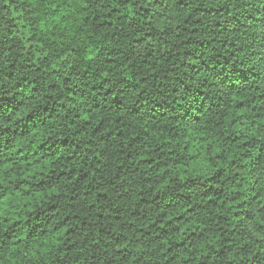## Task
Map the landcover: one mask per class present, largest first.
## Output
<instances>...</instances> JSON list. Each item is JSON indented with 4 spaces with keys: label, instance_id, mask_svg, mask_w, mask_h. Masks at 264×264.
<instances>
[{
    "label": "clouds",
    "instance_id": "1",
    "mask_svg": "<svg viewBox=\"0 0 264 264\" xmlns=\"http://www.w3.org/2000/svg\"><path fill=\"white\" fill-rule=\"evenodd\" d=\"M0 108V264H264V0H0Z\"/></svg>",
    "mask_w": 264,
    "mask_h": 264
},
{
    "label": "trees",
    "instance_id": "2",
    "mask_svg": "<svg viewBox=\"0 0 264 264\" xmlns=\"http://www.w3.org/2000/svg\"><path fill=\"white\" fill-rule=\"evenodd\" d=\"M204 67H207V65H204ZM7 103L10 104L11 102L8 101ZM2 111L3 109L0 108V112ZM9 142H10L9 135L0 134V158H4L6 156V147ZM15 164H16V167H19L18 161H16Z\"/></svg>",
    "mask_w": 264,
    "mask_h": 264
}]
</instances>
